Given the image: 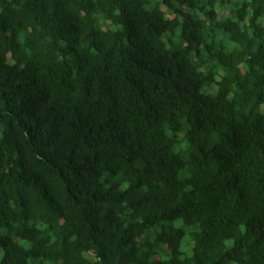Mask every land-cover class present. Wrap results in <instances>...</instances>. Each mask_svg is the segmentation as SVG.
<instances>
[{
  "label": "trees",
  "instance_id": "1",
  "mask_svg": "<svg viewBox=\"0 0 264 264\" xmlns=\"http://www.w3.org/2000/svg\"><path fill=\"white\" fill-rule=\"evenodd\" d=\"M0 264H264V0H0Z\"/></svg>",
  "mask_w": 264,
  "mask_h": 264
},
{
  "label": "rangeland",
  "instance_id": "2",
  "mask_svg": "<svg viewBox=\"0 0 264 264\" xmlns=\"http://www.w3.org/2000/svg\"><path fill=\"white\" fill-rule=\"evenodd\" d=\"M185 241H187V237L185 238Z\"/></svg>",
  "mask_w": 264,
  "mask_h": 264
}]
</instances>
